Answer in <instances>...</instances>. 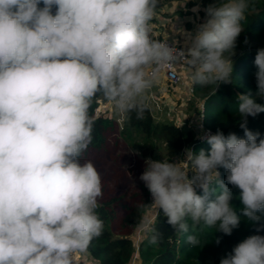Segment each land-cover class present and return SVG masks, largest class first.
Returning a JSON list of instances; mask_svg holds the SVG:
<instances>
[{
    "label": "clouds",
    "instance_id": "obj_1",
    "mask_svg": "<svg viewBox=\"0 0 264 264\" xmlns=\"http://www.w3.org/2000/svg\"><path fill=\"white\" fill-rule=\"evenodd\" d=\"M158 4L0 0V264H78L76 254L103 234L97 211L102 177L82 159L93 140L90 110L97 96L142 119L148 91L178 60L192 69L194 84L215 85L214 93L231 83L251 0L209 3L195 33H185L183 50L153 38ZM254 64L255 95L235 97L242 137L204 131L201 124L200 138L210 149H184L191 175L180 160L145 158L139 177L150 205L178 232H189L188 221L225 235L241 217L256 225L257 234L235 245L220 264H264V235L258 234L264 230V134L247 126L248 117L264 113V103L257 102L264 99V47ZM228 185L239 189V214ZM139 227L149 244L158 243L147 217ZM187 242L200 243L195 235Z\"/></svg>",
    "mask_w": 264,
    "mask_h": 264
},
{
    "label": "trees",
    "instance_id": "obj_2",
    "mask_svg": "<svg viewBox=\"0 0 264 264\" xmlns=\"http://www.w3.org/2000/svg\"><path fill=\"white\" fill-rule=\"evenodd\" d=\"M173 0H159L156 13L159 12L168 2ZM214 0H202L203 7L200 14L205 18L203 9ZM155 17L153 23L155 24ZM244 31L237 40L235 49L234 69L231 83H221L216 93L215 85L201 86L194 84V93L183 99L184 106L176 104L179 118H158L153 114L151 106L147 103V110L142 119H137L136 113H124L122 122L113 116V113H97L99 98L97 96L91 107V114L95 120L93 140L84 153L82 159L95 161L97 158L107 160V172L102 177L103 196L99 199L97 209L100 218L104 222L103 234L94 239L88 250V254L98 259L100 264H127L135 253L138 256V264H220V259L232 251L235 245L249 235L257 234L256 225L241 217L238 228H235L231 235H225L214 227L204 225H193L189 223V232L181 233L167 223L163 212H156L154 223L158 233V243L149 244V234L141 239L139 244L132 237L134 228L138 227L144 218L145 212L151 201V196L144 183L136 178V184L129 185L122 193L115 190L110 184V177L113 171L118 172L117 179L126 176L122 166L113 164L110 159L111 147H135L137 152L144 158L154 160H182L186 147L196 151L203 148L206 151L210 145L206 140L198 137L199 131L196 122L200 114V103L196 108L190 100L197 91H203L201 100L204 103V123L214 130H222L226 135L232 131L238 136H243V130L239 127L240 117L235 97L238 93L251 91L255 95L257 85L254 64L256 51L264 47V0H251L247 19L243 22ZM153 36V34H152ZM247 40V43H245ZM173 87V86H172ZM180 100V99H179ZM257 102L264 103V99L257 98ZM248 128L259 130L264 134V113L256 118L248 117ZM121 168V170L119 169ZM189 175L192 168L188 163ZM221 179L226 175L224 169H219ZM143 172V171H142ZM117 183L122 182L117 180ZM124 183H126L124 179ZM233 191L232 204L236 207L238 214L242 207L239 196V189L228 185ZM198 194L202 190L198 189ZM216 192L219 189L216 188ZM210 198L214 199V195ZM264 224V221H261ZM258 234L264 235V230ZM188 235H195L200 243L192 246L187 242ZM220 237V243L215 242ZM138 245V249H137Z\"/></svg>",
    "mask_w": 264,
    "mask_h": 264
},
{
    "label": "rangeland",
    "instance_id": "obj_3",
    "mask_svg": "<svg viewBox=\"0 0 264 264\" xmlns=\"http://www.w3.org/2000/svg\"><path fill=\"white\" fill-rule=\"evenodd\" d=\"M197 5H199L198 11L196 10ZM165 7L171 8V10L175 14L171 15L169 10H167V9H164L163 10L164 12L160 11L159 13H161L162 15H165V16H167V14H168L170 16L171 22H173L172 25H174L172 27L176 29V33H175L176 36L181 35V42L178 41V40H180L179 38H176V39L174 38V40L179 42L183 46L187 47V45H186L187 40H186V36H185V33H187V28H185V26H183V31L184 30L185 31L183 33H180V31H182V29L178 26L176 27L175 23L176 24L179 23V24L184 25L185 19H190L191 21H193V24H192L193 27L191 30H189V32L194 34L196 27L204 21V18L200 14V8L203 7L202 0H173V1L168 2ZM183 14H184L185 18L183 16ZM191 71H192V69L188 65H185L183 67L182 71H180V74L187 75L188 79L190 81H192ZM161 76L164 77V74L161 73ZM164 85H166V82H163V83L160 82L158 84V87H159V89H161V93L163 92V93H165L164 95L167 96V101L169 102L171 108L176 110V98L175 97H177V95H180L181 91H184V88H179L177 86H173L171 88L172 95H170L169 93L165 92ZM203 96H204L203 91H197L196 94L192 97V100H190V102L192 103V106L196 108L195 109L196 111H197V103H201V101H199V100H201L203 98ZM101 98H102L101 105L99 108H97V112L101 113V112H105L107 110L106 114L113 113V116L118 119L119 123H121L124 113L118 112L113 107V104H110V101L106 100L103 96ZM147 101H150L149 96L147 97ZM170 111H172V110L170 109ZM176 111H178V109ZM176 113L178 114V112H176ZM153 114L158 118H165L164 112H159L155 107L153 109ZM180 114H181V112H179V115ZM109 153H110L109 157L111 160H113L112 161L113 164H115L117 166H122L126 172V176H124V177L121 176V180L117 179V176H118L117 171H113L112 177H110V181L112 182L110 185L112 187H115V190L119 194V193H122L124 191V189L126 187H128L129 185H131L133 187L136 184V178H138L141 175L142 171H144V169H145V163H144L145 158L143 156H141L140 154L139 155L136 154L137 150L135 147H133V148L131 146L127 147L126 145H125V147L113 146V148L111 147V151ZM181 161H186V159L183 158ZM91 162H93V164L95 165V167L98 170V172L100 173V175H103L107 172L106 170H107L108 164H107V160H105L104 158L100 157V158L95 159V161H91ZM119 169L121 170V168H119ZM124 179H125L126 183H124ZM117 180L122 182V183L121 184L117 183ZM151 202H152V200L150 201V204H151ZM150 204L147 207L144 218L147 217L151 222H153V220L155 219L154 216H156V214H157L156 213L157 210L154 209ZM145 235H146V233L144 231H142L139 226L134 228V230L132 232V237L136 241L137 244H139V242L141 241V239ZM82 254H83V258L85 259L84 252L81 253V255ZM137 261H138V256L133 255V258L127 264H138ZM88 263L89 264L90 263L91 264L92 263L93 264L94 263L100 264L99 260L95 259V258H93V259L86 258V264H88Z\"/></svg>",
    "mask_w": 264,
    "mask_h": 264
},
{
    "label": "built area",
    "instance_id": "obj_4",
    "mask_svg": "<svg viewBox=\"0 0 264 264\" xmlns=\"http://www.w3.org/2000/svg\"><path fill=\"white\" fill-rule=\"evenodd\" d=\"M156 15V14H155ZM152 23V28H153V38L158 39L160 41H165L168 42L170 45L174 44V46L178 49V50H183L186 48V46H183L182 44H180L179 42L175 41L174 39H172L171 37L167 36V35H162L160 34L157 29L155 28V25L153 22ZM187 65L186 63H184L183 61H177L176 63H174L171 66H166L165 68L162 69L161 73L164 74L163 76H160V79L158 81V83L160 82H166V84H170L171 86H180L183 87L184 85V91L187 92L189 95L194 93V87H193V81H190L187 77V75H182L180 74V71H182L183 67ZM154 90V88L152 87L150 92H149V98L150 101H147V103H149V105L151 106V109L153 111L154 107L159 111V112H164V114L172 119L174 118H179L180 119V115L177 114L175 109H172L169 102L167 101V96L166 95H159L160 93H158ZM101 100L102 98H99V105L97 108L100 107L101 105ZM200 114H199V118L196 122V127L198 128L199 134L198 137L201 140H204L200 137L203 136V131L201 130V124L203 127L204 131H210L211 133H214V130L207 126L204 123V103L203 101L200 103ZM170 109L172 111H170ZM178 115V116H177ZM181 161V160H180ZM184 163V166L186 168V170L188 169V162L186 161H182ZM137 249H138V245H137ZM134 255H137V253H135ZM77 261L78 264H86V258L89 259H93V257H91L88 252H84V256L85 259L83 258V254L81 255V253H77ZM90 262V261H89ZM89 264V263H88ZM91 264V263H90ZM93 264V263H92ZM95 264V263H94Z\"/></svg>",
    "mask_w": 264,
    "mask_h": 264
},
{
    "label": "crops",
    "instance_id": "obj_5",
    "mask_svg": "<svg viewBox=\"0 0 264 264\" xmlns=\"http://www.w3.org/2000/svg\"><path fill=\"white\" fill-rule=\"evenodd\" d=\"M166 6V5H165ZM164 6V8H162L160 11H163L164 9H167V10H169V12L171 13V15H174L175 13L171 10V8H169V7H165ZM159 11V12H160ZM155 13L156 15H155V28L157 29V31L160 33V34H162V35H167V36H169V37H171L172 39H176V38H179L180 40H178L179 42H181V35H177L176 36V29L175 28H173L172 26H174V25H172L173 24V22H171V18H170V16L167 14V16H165V15H162L161 13ZM164 12V11H163ZM183 16H184V14H183ZM184 18H185V16H184ZM187 18V17H186ZM193 21H191L190 19H185V22H184V25L183 24H179V23H175V26L177 27H180L181 29H182V31H180V33H183L184 31H183V26H185V28H187V32H189V30H191L192 29V27H193ZM158 84L159 83H156L155 85H154V90L156 91V92H158V93H160L159 95H163V94H165V93H161V89H159V87H158ZM157 86V87H156ZM166 86V87H165ZM185 86V85H184ZM183 86V87H184ZM177 87H179V88H183V87H180V86H177ZM164 88H165V92H167V93H169L170 95H172V90H171V88H172V86L170 85V84H166V85H164ZM151 90V89H150ZM150 90L148 91V93H147V97L149 96V92H150ZM159 90V91H158ZM171 90V91H170ZM176 98V104H178L180 101H181V99H182V101H181V103H179L178 104V106H184L183 104H182V102H183V99H186L187 98V95L185 94V91H181V93H180V95H177V97H175ZM180 99V100H179ZM147 102V101H146ZM110 104H112V102L110 101ZM109 109V108H108ZM99 111V110H98ZM107 111V110H106ZM105 111V112H106ZM98 113V112H97ZM155 217V216H154Z\"/></svg>",
    "mask_w": 264,
    "mask_h": 264
}]
</instances>
